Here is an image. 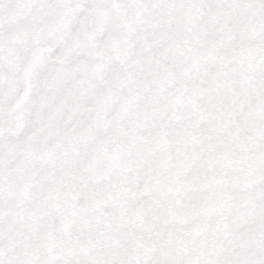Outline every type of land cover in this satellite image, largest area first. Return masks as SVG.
Here are the masks:
<instances>
[{
    "label": "snow or ice",
    "instance_id": "obj_1",
    "mask_svg": "<svg viewBox=\"0 0 264 264\" xmlns=\"http://www.w3.org/2000/svg\"><path fill=\"white\" fill-rule=\"evenodd\" d=\"M0 264H264V0H0Z\"/></svg>",
    "mask_w": 264,
    "mask_h": 264
}]
</instances>
